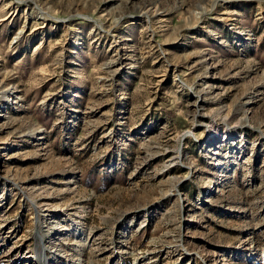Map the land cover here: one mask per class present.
Masks as SVG:
<instances>
[{"label":"rangeland","instance_id":"rangeland-1","mask_svg":"<svg viewBox=\"0 0 264 264\" xmlns=\"http://www.w3.org/2000/svg\"><path fill=\"white\" fill-rule=\"evenodd\" d=\"M0 264H264V0H0Z\"/></svg>","mask_w":264,"mask_h":264}]
</instances>
